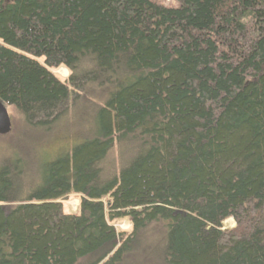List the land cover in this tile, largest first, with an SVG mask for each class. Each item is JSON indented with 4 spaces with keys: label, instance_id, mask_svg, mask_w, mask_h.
<instances>
[{
    "label": "trees",
    "instance_id": "16d2710c",
    "mask_svg": "<svg viewBox=\"0 0 264 264\" xmlns=\"http://www.w3.org/2000/svg\"><path fill=\"white\" fill-rule=\"evenodd\" d=\"M0 103V264H264V0H0Z\"/></svg>",
    "mask_w": 264,
    "mask_h": 264
},
{
    "label": "rangeland",
    "instance_id": "374dc122",
    "mask_svg": "<svg viewBox=\"0 0 264 264\" xmlns=\"http://www.w3.org/2000/svg\"><path fill=\"white\" fill-rule=\"evenodd\" d=\"M164 6L167 7H177L178 0H156ZM55 75L59 76L61 80H66L68 77V71L64 68H61L54 72ZM10 121H11V131L16 129L15 124V112L12 108H6ZM62 133V134H61ZM82 134L81 129L78 126L70 125L69 127H65L64 130L62 129L59 133L52 138V144L48 147L49 152H56L58 148L62 146H69L71 142H74L77 137ZM11 132L7 136H0V157L5 154L6 147L8 143H11ZM71 148V147H70ZM78 198L76 196H70L69 200L65 202L67 210L70 213H76L78 208ZM114 227L118 232L128 233L131 229V224L128 219L118 220L114 223ZM235 228V222L232 219H229L223 223V229L225 231H229Z\"/></svg>",
    "mask_w": 264,
    "mask_h": 264
},
{
    "label": "water",
    "instance_id": "95a60500",
    "mask_svg": "<svg viewBox=\"0 0 264 264\" xmlns=\"http://www.w3.org/2000/svg\"><path fill=\"white\" fill-rule=\"evenodd\" d=\"M11 132V121L6 108L0 103V136H7Z\"/></svg>",
    "mask_w": 264,
    "mask_h": 264
}]
</instances>
